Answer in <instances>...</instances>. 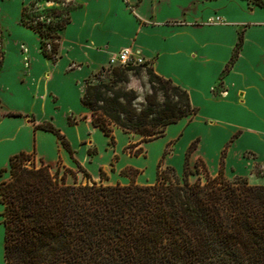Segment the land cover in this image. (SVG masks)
I'll return each mask as SVG.
<instances>
[{
	"label": "trees",
	"instance_id": "1",
	"mask_svg": "<svg viewBox=\"0 0 264 264\" xmlns=\"http://www.w3.org/2000/svg\"><path fill=\"white\" fill-rule=\"evenodd\" d=\"M37 1L22 6L20 23L39 36L41 53L55 61L73 5L44 0L54 5L39 7ZM250 1L264 7V0ZM239 46L240 38L231 60ZM1 56L0 51V66ZM143 66L149 92L145 104L136 108L135 92L118 83L127 80L128 71L138 74ZM103 69L109 71L106 79L98 72L85 79L80 102L110 143L113 126L141 137L123 150L161 136L168 124L196 113L184 88L146 64ZM34 128L54 133L72 156L68 141L50 122ZM194 147L192 141L185 151L181 176L166 165L145 185L133 176L127 184L90 181L75 161L83 183L59 162L28 166L31 153L11 155L8 166L0 169V175L8 173L0 180L4 264H264V183L226 177L222 161L215 175L200 158L191 167ZM140 151L138 147L134 154ZM99 177L107 179L103 170Z\"/></svg>",
	"mask_w": 264,
	"mask_h": 264
},
{
	"label": "crops",
	"instance_id": "2",
	"mask_svg": "<svg viewBox=\"0 0 264 264\" xmlns=\"http://www.w3.org/2000/svg\"><path fill=\"white\" fill-rule=\"evenodd\" d=\"M31 1L20 0L12 17L0 16L4 35L0 76L8 70L13 78L5 86L10 98L35 103L45 114L40 117L31 108L13 106L0 94L2 107L19 114L0 115V169L20 151L35 154L51 166L86 163L99 173L113 154L117 158L126 133L113 126L110 143V136L92 124L80 96L85 79L121 48H129L153 72L184 88L196 108L197 114L168 124L156 139L171 128L174 134L165 144H175L190 126L222 130L218 151L230 142L224 144L228 152L223 147L224 155H219L223 171L226 156L245 149L264 155L259 149L264 146L263 6L250 0H72L69 21L60 33L59 56L51 61L40 51L39 36L20 23L21 8ZM239 38L238 52L231 60ZM198 113L209 127L195 123ZM42 122H50L63 134L72 156L54 133L34 128ZM201 134L195 133L187 143L186 149L195 141L191 153L197 141L203 150L207 137ZM248 137L255 143L246 144ZM91 146L94 151L89 154ZM204 157L196 159L207 166ZM2 210L0 203V264H4Z\"/></svg>",
	"mask_w": 264,
	"mask_h": 264
},
{
	"label": "rangeland",
	"instance_id": "3",
	"mask_svg": "<svg viewBox=\"0 0 264 264\" xmlns=\"http://www.w3.org/2000/svg\"><path fill=\"white\" fill-rule=\"evenodd\" d=\"M72 2V0H68ZM20 0L8 1V0H0V16L5 17H12L13 15L17 14V5L19 4ZM28 4V3H27ZM37 5L39 7H48L54 5L53 1H44L38 0ZM2 28L0 29V46L4 40V35L2 34ZM20 48L22 52L26 53V46L25 44H20ZM24 63H27V57L24 56ZM9 66H12V63H7ZM104 67H108V62H106ZM145 66V65H144ZM144 66L141 67L138 74H133L131 71L127 72V80L125 82L118 83L119 86L130 89L135 92L136 100H135V107L139 108L142 107L144 103V96L149 92V86L147 83V77L144 70ZM8 70H5L3 74L0 76V94L4 96L13 106H19L21 108H31L36 115L40 117L43 116L45 113L42 110H39V107L35 103H26L24 100L23 102L20 100H14L10 98V93L6 89V85L8 82H12L13 78L7 74ZM9 72V71H8ZM94 72L100 73V79H106V75L108 74V70H101V67L96 69ZM93 72V73H94ZM96 80V79H95ZM66 89V88H64ZM65 92L68 91L67 89L64 90ZM6 110L0 104V115L6 114ZM197 114V113H196ZM198 117L195 118V123L202 124L205 127L208 125L202 120L204 117L202 114L198 113ZM189 117H186L188 119ZM176 123V122H175ZM209 127V126H208ZM211 127V126H210ZM172 129V128H171ZM168 130L167 134L162 138H153L132 148H126L123 150V147L128 145L129 143H134L138 141L141 137L132 134L126 133L124 135L125 142L123 146L119 147L117 150V158L114 157V154L110 157L108 163H106L102 169L107 175V179L100 181L99 179V171L94 172L92 170V166L85 163L84 169L88 171L90 176V181L94 179L97 182H102L104 184H115L119 182L120 184H127L130 181V176H133L135 182L138 184H152L155 180L156 171L157 169H162L166 165L173 166L177 175L181 176L183 171V160L185 154V147L187 143L190 141V138L195 135V133H203L207 138L203 146V150L201 145L198 146L199 142L196 143V149L191 153L189 157L190 166H193V163L198 156H202L206 159L205 162L207 164L208 172L211 175H215L217 168L219 166V155L223 147H225L226 152H228V145L230 142H226L222 145L218 151L219 141L222 138L223 134L222 130L216 129H199L196 126L187 127V129L183 132V134L179 137L176 143H172L173 141L167 142V138L171 137L174 133L173 130ZM114 131V128H112ZM117 131V130H115ZM227 131V130H226ZM202 135V134H201ZM156 139V140H154ZM246 144L252 145L255 142L251 138L245 139ZM111 146V145H110ZM116 145H113V147ZM141 147V151L135 155L134 151ZM116 148V147H115ZM262 148V149H261ZM89 151H94V148L91 146L88 148ZM87 149V150H88ZM259 149L263 150L264 146L260 147ZM87 152V151H86ZM79 153H77V156ZM218 155V157H217ZM160 161V163H159ZM41 162L45 163V161L39 158L35 154H31L29 158L25 161V164L30 166L34 165L38 167L41 165ZM159 163V165H158ZM64 164V163H63ZM114 166V170L111 169V166ZM8 166V165H7ZM6 166V167H7ZM54 166V165H52ZM70 167L75 171V176L78 181H82L83 183L86 182V179L83 177L81 171L77 170L76 164L72 161ZM125 171V174L124 172ZM96 173V175H95ZM4 177L8 176L7 172H4ZM224 174L228 178H232L234 175L245 176L249 183L251 184H261L264 183V155H260L250 149H245L239 152L237 155L226 156L224 158ZM194 176H190V179H193ZM67 180L70 182V176L67 177ZM89 181V182H90Z\"/></svg>",
	"mask_w": 264,
	"mask_h": 264
},
{
	"label": "built area",
	"instance_id": "4",
	"mask_svg": "<svg viewBox=\"0 0 264 264\" xmlns=\"http://www.w3.org/2000/svg\"><path fill=\"white\" fill-rule=\"evenodd\" d=\"M108 66L119 65L122 67H131L134 65L145 64V60L137 57L129 48H121L107 60Z\"/></svg>",
	"mask_w": 264,
	"mask_h": 264
}]
</instances>
